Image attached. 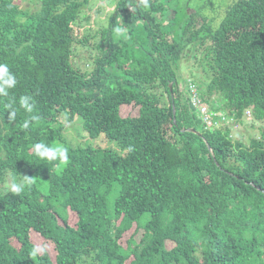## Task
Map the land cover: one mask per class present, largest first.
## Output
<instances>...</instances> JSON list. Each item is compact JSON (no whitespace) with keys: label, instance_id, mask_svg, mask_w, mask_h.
Wrapping results in <instances>:
<instances>
[{"label":"trees","instance_id":"1","mask_svg":"<svg viewBox=\"0 0 264 264\" xmlns=\"http://www.w3.org/2000/svg\"><path fill=\"white\" fill-rule=\"evenodd\" d=\"M21 1L0 0V64L16 78L0 96V264H264V0L233 1L215 29L181 28L162 0H113L83 67L89 35L74 29L94 1ZM189 56L207 80L199 93L190 76L187 99L177 68ZM193 98L225 126L202 124ZM251 116L258 138L232 140L228 125ZM76 120L117 151L71 145ZM38 142L66 147L68 163L37 156ZM10 176L35 183L13 194ZM31 232L51 250L31 256Z\"/></svg>","mask_w":264,"mask_h":264},{"label":"rangeland","instance_id":"2","mask_svg":"<svg viewBox=\"0 0 264 264\" xmlns=\"http://www.w3.org/2000/svg\"><path fill=\"white\" fill-rule=\"evenodd\" d=\"M90 5L86 4L82 7V14L79 17L76 23V30L74 29V33L76 38L79 39L82 36L88 34V43L86 47L77 48L76 50V58L80 59L78 65L80 67L85 66V58L95 57L96 52L94 51L92 46H95L100 36V29L104 28L108 24V16L113 11V0H93ZM235 0H162L163 7L165 11L162 12L161 16L164 13H168L172 15V20L175 19L178 25H181V28L188 22L192 21L194 24L197 23L198 19H206L212 18L213 28H217L220 22V19L223 17L225 7L228 6ZM21 5L24 8L37 7L38 3L34 0H22ZM165 14L164 17L167 18ZM159 16V17H161ZM90 35H95L94 38H90ZM88 50H93L88 54ZM190 51V50H189ZM188 50L185 52L189 53ZM187 53V54H188ZM89 55V56H88ZM84 57V60L81 58ZM202 54H200V58ZM177 75L181 78L182 81V89L187 93V83L190 79V76H195L197 79V88L199 93L202 92V87L200 85H204L203 82H206L207 76L206 74H202L200 69H198L195 63H190V56L188 58H182L178 61ZM181 89V87H180ZM219 106V105H218ZM262 127V124L259 122L253 121V118L246 117L243 120V123L240 126L234 125L231 126V138L232 140H242L244 143H248L251 138H258L259 133L258 129ZM81 122L77 121L72 123L71 125L66 126V130L64 131V135L73 146H90L94 148H102L109 149L112 151H117V147L115 142H111L106 140L104 137H99L97 139H91L83 132L81 129ZM58 143H53V145ZM113 207V200H108V208L111 210ZM68 222L70 224L75 223V217L73 214L68 211ZM31 241L37 246L38 249H48L51 250L52 245L46 243L45 240L39 236L37 233L31 232L30 234Z\"/></svg>","mask_w":264,"mask_h":264},{"label":"clouds","instance_id":"3","mask_svg":"<svg viewBox=\"0 0 264 264\" xmlns=\"http://www.w3.org/2000/svg\"><path fill=\"white\" fill-rule=\"evenodd\" d=\"M141 3L143 4V7L145 9H148L149 7V0H141ZM114 32L117 37L124 36L125 39H127L126 30L117 26L114 28ZM16 85V78L13 74L9 72V67L7 64H0V96H8V89H11L15 87ZM196 90V88H195ZM187 99L190 94V89L187 88ZM30 97L28 96H22L20 97L19 104L20 107H22L27 113H32L33 111V105L29 103ZM193 103L189 102L190 107L194 113L200 118V121L202 124L208 120V117L216 114L218 116H222V113L220 111H217L215 113H212V110L210 107L204 103L200 102L201 99H194ZM6 108L11 109L9 111L8 116L10 120H14L16 117L17 110L13 107L11 103L5 105ZM201 107H205L206 111L203 113L201 111ZM32 120H37L38 118L36 116L31 117ZM207 125V124H206ZM225 126V124H218L216 122H210V125H207V127H213V129H219V126ZM29 126L28 121L26 120L23 127L27 128ZM232 125L229 124L228 127H231ZM133 149L129 147L128 151H132ZM33 151L37 156H39L42 159H46L48 161H59V165L63 166L68 163L69 156H68V149L60 144H55L52 146H49L48 144H45L44 142H38L33 145ZM35 183L31 178L28 176H25V178L21 182L16 181V177L10 176L9 178V184L7 186L8 190L11 191L13 194H19L21 193L24 188L30 184ZM37 251L42 252L43 249H33V251L30 253L31 256L35 257L37 254Z\"/></svg>","mask_w":264,"mask_h":264},{"label":"built area","instance_id":"4","mask_svg":"<svg viewBox=\"0 0 264 264\" xmlns=\"http://www.w3.org/2000/svg\"><path fill=\"white\" fill-rule=\"evenodd\" d=\"M201 111H202L203 113H205V111H206V108H205V107H201ZM206 124H207V125H210V122H209V121H207V122H206Z\"/></svg>","mask_w":264,"mask_h":264},{"label":"bare ground","instance_id":"5","mask_svg":"<svg viewBox=\"0 0 264 264\" xmlns=\"http://www.w3.org/2000/svg\"><path fill=\"white\" fill-rule=\"evenodd\" d=\"M221 134V133H220ZM249 155V154H248ZM161 213V212H160Z\"/></svg>","mask_w":264,"mask_h":264}]
</instances>
